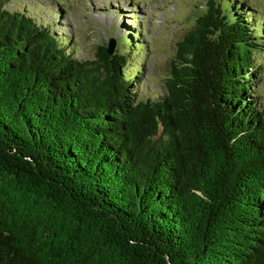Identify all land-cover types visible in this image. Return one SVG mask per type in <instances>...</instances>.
<instances>
[{
  "label": "trees",
  "instance_id": "1",
  "mask_svg": "<svg viewBox=\"0 0 264 264\" xmlns=\"http://www.w3.org/2000/svg\"><path fill=\"white\" fill-rule=\"evenodd\" d=\"M8 1L0 264H264V16L250 0H205L149 94L129 63L140 29L83 57Z\"/></svg>",
  "mask_w": 264,
  "mask_h": 264
},
{
  "label": "rangeland",
  "instance_id": "2",
  "mask_svg": "<svg viewBox=\"0 0 264 264\" xmlns=\"http://www.w3.org/2000/svg\"><path fill=\"white\" fill-rule=\"evenodd\" d=\"M250 2L264 16V0ZM24 3L31 4L30 11L37 10L39 17L45 14L44 18L53 19L64 35L71 36L78 55L83 57L92 58L97 46L107 44L110 37L116 39L117 47L120 38L126 36L123 30L126 24L131 29H140L141 41L136 42L146 48L131 53L129 63L144 64L140 87L146 86L148 94L153 88L161 87L178 42L196 13L205 8V0H9L8 7L16 8ZM57 9L62 11L61 16L54 15ZM256 90L264 95V80Z\"/></svg>",
  "mask_w": 264,
  "mask_h": 264
},
{
  "label": "water",
  "instance_id": "3",
  "mask_svg": "<svg viewBox=\"0 0 264 264\" xmlns=\"http://www.w3.org/2000/svg\"><path fill=\"white\" fill-rule=\"evenodd\" d=\"M106 46H107L108 53L112 55L116 49V39L114 37H110Z\"/></svg>",
  "mask_w": 264,
  "mask_h": 264
}]
</instances>
